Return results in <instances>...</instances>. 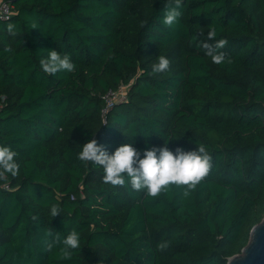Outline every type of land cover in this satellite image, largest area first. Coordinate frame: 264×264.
I'll list each match as a JSON object with an SVG mask.
<instances>
[{"label":"trees","instance_id":"trees-1","mask_svg":"<svg viewBox=\"0 0 264 264\" xmlns=\"http://www.w3.org/2000/svg\"><path fill=\"white\" fill-rule=\"evenodd\" d=\"M165 2L11 0L0 20V146L20 167L0 180V264H227L247 245L264 218V0H182L172 27ZM210 28L229 41L220 65L199 46L215 43ZM53 49L76 70L44 73ZM159 56L170 68L151 74ZM121 86L103 119L102 95ZM93 138L110 154L203 143L212 170L187 196L173 185L153 199L77 159ZM49 228L61 241L51 250ZM72 230L80 247L64 260Z\"/></svg>","mask_w":264,"mask_h":264},{"label":"clouds","instance_id":"clouds-1","mask_svg":"<svg viewBox=\"0 0 264 264\" xmlns=\"http://www.w3.org/2000/svg\"><path fill=\"white\" fill-rule=\"evenodd\" d=\"M182 0H166L164 4L163 24L172 27L178 22L181 16ZM33 28H36L33 25ZM15 25L9 23L7 31L14 35ZM197 36L193 41L198 40ZM215 28H210L207 33V41L215 40L214 44L201 42L205 54L211 58L212 63L223 64L227 58V53L221 51L228 46L227 39L216 40ZM10 49L6 48L5 51ZM228 62H231L230 59ZM40 65L44 73L55 76L59 72H74L75 64L69 54H61L53 49L48 51L47 58L40 60ZM170 68V60L165 56H159L158 62L151 68V74H158ZM17 153L10 147L0 146V180L6 179L10 174L12 177L18 175L19 164L16 161ZM77 159L85 164L91 163L103 169V183L110 184L112 187H124L127 182L136 192H145L147 197L157 198L162 192L167 191L170 186H183L184 195L187 196L202 183L212 170V156L203 143L196 144L194 150L185 151L183 148H176L175 151L168 147V142L163 146H147L141 150L134 147L132 143H125L118 146L111 154L100 145L96 139H90L82 146ZM60 215V210L56 206L51 208V216ZM33 220L37 217L33 216ZM255 231V229H253ZM47 235L52 241L47 245L51 250L56 243L61 242L58 234H54L49 228ZM61 259H71L72 250L80 247V236L77 231L72 230L66 238L62 240ZM168 247L166 242L158 245L160 250Z\"/></svg>","mask_w":264,"mask_h":264},{"label":"water","instance_id":"water-1","mask_svg":"<svg viewBox=\"0 0 264 264\" xmlns=\"http://www.w3.org/2000/svg\"><path fill=\"white\" fill-rule=\"evenodd\" d=\"M227 264H264V218L252 227L241 253L228 258Z\"/></svg>","mask_w":264,"mask_h":264},{"label":"built area","instance_id":"built-area-1","mask_svg":"<svg viewBox=\"0 0 264 264\" xmlns=\"http://www.w3.org/2000/svg\"><path fill=\"white\" fill-rule=\"evenodd\" d=\"M12 13V4L11 0H0V20H8L10 18V15ZM126 90H122V86L116 90L107 91L104 95H102L101 99L104 102V107L101 110V117L105 119V115L107 111L113 107L114 103L123 100L125 98ZM5 98L4 96H0V110L2 107V104L4 102Z\"/></svg>","mask_w":264,"mask_h":264},{"label":"rangeland","instance_id":"rangeland-1","mask_svg":"<svg viewBox=\"0 0 264 264\" xmlns=\"http://www.w3.org/2000/svg\"><path fill=\"white\" fill-rule=\"evenodd\" d=\"M122 90H124V91H125V90H126V87L122 86Z\"/></svg>","mask_w":264,"mask_h":264}]
</instances>
